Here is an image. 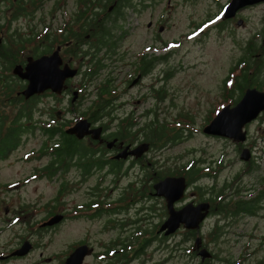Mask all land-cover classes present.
<instances>
[{
  "label": "flooded vegetation",
  "instance_id": "obj_1",
  "mask_svg": "<svg viewBox=\"0 0 264 264\" xmlns=\"http://www.w3.org/2000/svg\"><path fill=\"white\" fill-rule=\"evenodd\" d=\"M194 1L165 2L168 6L192 7L190 3ZM204 1V19L197 21L190 17L186 25L187 33L181 32L180 38L171 40L169 44L162 38L163 32L171 27L158 12L162 0H0V160L22 145L23 135L32 133L31 121H27L26 116L33 101L38 103L47 97L55 102L63 101L64 97L68 100L66 109L58 104L39 108L37 111L47 116L40 127L61 123L65 124L62 126L65 132L75 122L85 120L89 128H100L97 138L90 134L81 138L70 134L84 145L52 146L54 142L50 140L49 147L44 144L38 153L29 152L26 155V158L46 155L49 160L52 158L49 152H68L59 158L63 161L55 164L56 170L51 173H48V162L41 169L35 167L34 170L49 179L58 178L59 184L51 199L52 203H46L43 210L31 205L27 213L8 207L0 210V264H77L76 259H67L78 248L82 250L81 262L78 264H164L174 258L176 244L161 258L160 246H169L166 240L180 231L184 235L188 231L195 232L188 255L192 256L190 259L194 255L199 257L198 264H208L216 255L221 264H244L245 260L254 257L262 248L264 235L251 251L234 258L230 252L219 257L212 250L218 245L217 241H203L200 231L202 225L215 215L217 219L211 228L215 229L218 224L220 228L216 230L223 231V236L234 224L237 226L239 217H256L264 210V171L260 167L264 164V107L241 127L242 141L230 139L235 157L229 161V165L234 162L241 165L230 179L223 181L219 188L214 183L197 182L199 176L216 180L225 167L223 156L212 162L202 161V166L198 165L200 170L195 176L197 179L194 182L186 179L184 196L174 202V208H181L187 203L207 204L206 216L199 229L181 227L168 235L159 231L168 212L165 199L155 195L153 185L172 175L160 176L166 170H155L156 161L147 156L154 146L144 139L142 126H138L137 122L146 116H151L149 121L158 119L159 103L165 101L167 94L163 86L156 89L155 85L165 84L176 69H180L171 67L168 62L174 54V47L179 44L177 41L186 42L191 40V35L195 34V39L202 33L205 36L212 32L219 47L225 43L228 46L232 44L231 61L217 85L216 95L220 104L208 110L203 127L222 108L237 106L249 90H256L253 100L258 102L263 98L264 105V0ZM145 15L148 18L142 23ZM129 17L136 19L137 27L131 26L132 29L143 27L141 29L147 32L145 42L136 45L139 49L135 51L130 48L139 37L135 39V30L126 25ZM33 26H40L41 33L36 28L32 29ZM81 26H87V32L82 33ZM55 51L60 59L59 68L74 71V75L65 78L60 94L47 89L25 97L23 91L28 81L20 74L25 73L31 59L49 57ZM15 69L20 72L16 73ZM155 72L161 75L155 77ZM116 73L122 76L117 78ZM148 77L150 82L143 83ZM84 99L87 103L80 108ZM150 100L153 102L149 103ZM145 104L148 106L142 107ZM170 104L173 105L172 102ZM66 111L72 112L71 117L65 116ZM20 114L18 121H23L27 130L21 131L16 139L11 128L15 127L16 116ZM127 123L131 125L127 127ZM143 143H148V149L140 152L137 148ZM197 164L198 160H194L185 166ZM102 170L112 175V184H116L120 176L128 177L132 170L136 171V177L129 180L114 199H110L109 194L114 188L101 187L106 178L97 177L94 187L87 188L85 192L88 195L86 202L67 208L65 200L73 196L76 190L73 186L90 182L93 174ZM35 172L31 180L37 178ZM246 176L249 177L248 181H245ZM192 183L195 191L190 186ZM189 189L193 190L191 199L186 197ZM152 200L161 201V211H158L157 202L146 205V201ZM26 207L19 206V209ZM131 209L137 214L135 218L119 221L122 230H132L123 238L104 241L86 235L66 244L63 242L65 248L58 252H48L51 243L49 237L42 240L44 236L60 233L64 225L80 218L94 220L107 215L105 222H111V216H119ZM40 213L43 214L36 217ZM53 217H57L56 222L47 224ZM149 218L159 219L153 223L150 231H141L137 224ZM14 225L21 227L16 229ZM102 228L103 232L105 226ZM197 236L201 242L196 247L194 240ZM189 240L181 243L187 244ZM246 245H250V240ZM201 248L208 250L211 256L202 260L198 254ZM254 264H264V256L255 258Z\"/></svg>",
  "mask_w": 264,
  "mask_h": 264
},
{
  "label": "rangeland",
  "instance_id": "obj_2",
  "mask_svg": "<svg viewBox=\"0 0 264 264\" xmlns=\"http://www.w3.org/2000/svg\"><path fill=\"white\" fill-rule=\"evenodd\" d=\"M162 0L159 5L158 12L164 16L168 24L171 25L170 29L164 31L162 38L166 40L169 44L172 43L175 38H180L179 34L183 32L187 33L186 25L193 17L194 20L200 21L204 19L206 14L204 10V0H195L190 3L192 7H175L168 6ZM203 7V8H202ZM204 14V15H203ZM147 15L142 19V23L145 22ZM136 19L134 17H129L128 27L131 28L135 26ZM36 28L39 33H41L40 26L32 27ZM143 28V27H141ZM141 28L132 29L135 30L133 33L135 39L136 36L139 37L136 43L131 46V50H138L136 45L140 46L147 37V32ZM186 30V31H185ZM117 32H120L118 30ZM202 33L197 38L193 39L195 36L191 35V40L189 41H177L176 47H174V54L169 58V65L175 66L176 72H174L171 77L164 83H156V89L163 86L166 91L165 101L159 103L158 111V122L166 125L169 129V133L174 134L175 137L173 141H161L153 149L148 152L147 156L155 162V170L164 171L168 168H174L180 166L190 161L198 160L197 166H202V161L212 162L224 157L223 165L224 169L219 172L216 180H211L210 178H204L199 176L197 182L200 184H210L214 183L216 188H219L223 181L230 179V177L235 174V172L241 167L238 163L229 165V161L234 159V151L232 141L225 139L223 137H215L202 132V127L205 124L204 119L209 109L213 106L217 107L220 103L217 98V85L220 82V78L225 74L226 68L231 61L232 54V44L228 46L227 43L223 44L221 47L217 45L216 37L211 32L205 36ZM172 40V41H171ZM34 47V46H33ZM170 48V45H169ZM163 50V48H161ZM168 66V65H167ZM162 67V66H161ZM165 67V66H164ZM169 68V66H168ZM157 72L154 76H158ZM104 74H102V77ZM117 78L121 77V73H116ZM153 77V76H152ZM150 78H146L143 83H149ZM89 91V89H88ZM153 102L150 100L149 103ZM173 103L171 105L170 103ZM87 103V100H83V108ZM148 103V104H149ZM52 104H58L66 109L68 106V100L64 97L63 101L55 102L51 98H44L42 101L36 103L37 108L33 113V124L35 129L32 133H27L22 136V145L11 153L6 158L0 160V210L2 211L6 207L11 210L16 211H26L30 209L32 205L36 209H44L46 203H52V198L54 197L59 180L49 179L47 177L39 175L36 173L35 167L41 169L48 162V157L46 155L34 156L26 158V155L30 153H38L40 146L44 144H49V139L42 134L40 126L43 125L45 121V114H40L37 110L39 108H47ZM148 104L142 107H147ZM151 105V104H149ZM128 108V107H126ZM188 114V116H186ZM72 112H65L66 117H71ZM151 116H146L139 119L137 122L138 126H142L146 121L148 122ZM42 121V122H41ZM32 123V121H31ZM44 141V142H43ZM45 141H47L45 143ZM156 147V148H155ZM261 156V155H259ZM261 171H264V164L260 165ZM35 172L37 178L31 180L32 173ZM104 176L106 181L101 185L103 188L113 187L109 194H111L110 199H114L117 193L120 192L122 187L126 186L129 180L135 179L136 171L132 170L128 177L120 176L116 184H112V175L105 174V171L94 173L93 179L90 182L82 183L81 185H74L73 189H76L73 196L65 200V206L67 208H72L75 204L79 202H86L88 195L85 193L87 188L94 187L95 179L97 177ZM249 177H245V181H248ZM244 180V178H243ZM1 184L5 185L2 186ZM193 183L190 185L191 188ZM70 188V186H69ZM194 189V188H193ZM196 189H194L195 191ZM192 189L186 191L187 199L192 198ZM198 194L199 190L197 189ZM105 192H108L107 190ZM127 193H130L129 191ZM109 200V197L107 198ZM159 203L158 211L160 210L161 201H146V205L151 203ZM183 203V201L181 202ZM27 206L26 208H20L19 206ZM18 209V210H17ZM43 213L38 214L36 217H40ZM137 214L134 209L127 211L119 216H111V222H105L107 220V215H104L98 219H85L80 218L75 222H69L64 225L63 230L60 233L50 234L47 237L44 236L42 240L51 241L50 248L48 252L60 251L65 248V244L68 241L82 239L88 235V238H98L104 241L110 238L120 237L123 238L127 233L132 232V230L127 229V231L122 230L119 221L133 219ZM158 217V216H157ZM35 218V216L33 217ZM159 218L147 219L137 225L141 231H150L153 223L158 221ZM216 216L210 217L201 228V236L203 241L210 242L211 232ZM237 226L235 224L231 227L228 233L224 234L217 241V246L213 247L212 250L218 253L219 257H224L228 252L232 253V257H236L238 254H243L245 251H251L252 248L256 247L259 243V238L264 235V210L259 212L256 217L251 216H241L238 218ZM103 226H105L104 231ZM136 226V225H134ZM235 226V227H234ZM16 229L20 228V225H14ZM233 229V230H232ZM134 231V230H133ZM95 233V234H93ZM183 231L178 232L173 238L166 240L170 245H161L159 250V258L162 257L163 253L169 251L171 247H175V256L171 260L165 262L164 264H198L199 257L189 256L190 247L193 244V238L190 239L187 244L181 243L184 238ZM195 237V236H193ZM93 240V239H92ZM250 240V245H246ZM159 241V240H158ZM65 242V244L63 243ZM181 243V244H180ZM191 244L190 246H188ZM247 247L246 250L243 248ZM264 256V244L262 248L259 249L254 257H249L244 261V264H254L255 258H260ZM158 254H155V258ZM208 264H221L220 260L215 257L214 259L207 262ZM99 264V262H98Z\"/></svg>",
  "mask_w": 264,
  "mask_h": 264
},
{
  "label": "water",
  "instance_id": "obj_3",
  "mask_svg": "<svg viewBox=\"0 0 264 264\" xmlns=\"http://www.w3.org/2000/svg\"><path fill=\"white\" fill-rule=\"evenodd\" d=\"M60 62L57 51L49 57H39L31 59L27 66L25 73L20 74L27 81V87L23 91L25 97L39 94L44 90H51L56 94L62 92L64 80L67 77L74 75V71L67 69H60L58 63ZM16 73L20 71L15 69ZM256 90H249L245 93L237 106L229 108L228 106L222 108L216 116L203 127L205 134H211L232 139L233 141H242L243 132L241 127L251 118H253L259 110L263 109V98L258 102L253 100ZM239 115V117L237 116ZM238 118H237V117ZM100 128H89V123L85 120H79L65 130L68 134H73L81 138L87 134L92 135L93 138L99 136ZM140 152L148 149V143H143L137 148ZM155 195L162 196L166 201L168 216L161 224L159 231H163L165 235L177 231L179 228L198 230L201 222L206 216L207 204L187 203L181 208H174V202L180 200L186 190V178L183 175L166 176L153 185ZM57 217L51 218L47 224L56 222ZM195 246L201 242V238L197 236L194 240ZM201 259L210 257L208 250L201 248L198 252ZM82 250L76 249L67 261L76 259V263L81 262ZM77 263V264H78Z\"/></svg>",
  "mask_w": 264,
  "mask_h": 264
},
{
  "label": "trees",
  "instance_id": "obj_4",
  "mask_svg": "<svg viewBox=\"0 0 264 264\" xmlns=\"http://www.w3.org/2000/svg\"><path fill=\"white\" fill-rule=\"evenodd\" d=\"M81 28L83 29L82 33L87 32L88 27L87 26H81ZM104 91V90H103ZM36 101H33L31 104V110L28 114L27 117V121H32L31 125L33 124V113L35 112L36 109ZM20 115L16 116V125L14 128H11V130L13 131L16 139H18L19 133L21 131H25L27 130V126L24 125V123L22 124L23 121H21V123L18 121L20 119ZM131 124L127 123V127H129ZM62 126H65V124L61 123H54V124H49L48 126L45 127H39L42 131L43 134H45L47 136V139L49 140H53L54 143H52V146H67V147H75V146H79V145H84L82 144L78 139H76L74 136L65 133ZM33 129H35V125H32L31 130L33 132ZM142 134L143 137L146 141H148L151 145L156 146L159 142L161 141H173L174 140V135L175 133L177 134V131H175L174 134L169 133V131L173 130L172 128L168 130V127L162 123H159L158 120H153V121H149V122H145L142 125ZM57 139L58 137V141L55 139ZM50 143L47 144L46 146L49 147ZM46 148V147H45ZM47 149V148H46ZM68 152L66 151H52L49 152V155H52V158H50L48 160V173H51L52 171L56 170V166L55 164H57L60 161H63L62 159H59L62 155L66 154ZM100 167V165L98 166ZM53 169V170H52ZM88 169V168H86ZM199 168L196 165L193 166H185V164L180 165V166H176L174 168H168L165 172L166 173H160V176H163L164 174L166 175H183L185 176V178L189 181V182H194L197 177H195L197 175V173L199 172ZM159 175V173H158ZM198 188L200 189L201 186L198 185ZM247 207V206H245ZM239 208H242L239 206ZM219 225L217 224L215 226V229H212L211 234V240L212 241H218L219 237L222 235L223 231L219 232L217 231L219 229ZM217 229V230H216ZM195 232L194 231H188V234L184 235V238L182 239L181 242H185L187 239H191L194 236ZM217 257V255L215 256Z\"/></svg>",
  "mask_w": 264,
  "mask_h": 264
}]
</instances>
